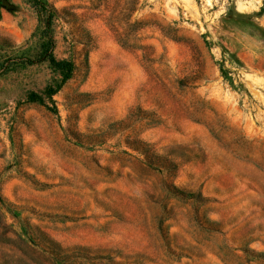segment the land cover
Returning a JSON list of instances; mask_svg holds the SVG:
<instances>
[{
    "label": "rangeland",
    "instance_id": "1",
    "mask_svg": "<svg viewBox=\"0 0 264 264\" xmlns=\"http://www.w3.org/2000/svg\"><path fill=\"white\" fill-rule=\"evenodd\" d=\"M47 2L65 78L0 0V264H264V0Z\"/></svg>",
    "mask_w": 264,
    "mask_h": 264
},
{
    "label": "trees",
    "instance_id": "2",
    "mask_svg": "<svg viewBox=\"0 0 264 264\" xmlns=\"http://www.w3.org/2000/svg\"><path fill=\"white\" fill-rule=\"evenodd\" d=\"M30 3L34 10L36 11L40 21L45 26V31L47 32V40L43 44V57L37 59L27 58L26 63H34L42 60H46L49 64L55 69L61 71L63 73L64 78L68 76L73 65L68 60H58L54 54L55 40H54V23L59 18V11L53 5L49 4L47 0H30ZM130 9L131 11L135 10V7L139 4V0H130ZM132 15H129V20L127 22L126 31L121 33L117 29L116 37L128 49L138 50V49H146L148 46L137 44V33L144 25L143 22L140 21H131ZM175 37V36H174ZM175 39H178L176 36ZM133 149L145 151L146 143L142 141H138V146H131ZM164 161V160H162ZM167 161V160H166ZM173 191L177 193L178 188L176 186H171ZM54 243V242H53ZM55 245V244H54Z\"/></svg>",
    "mask_w": 264,
    "mask_h": 264
}]
</instances>
